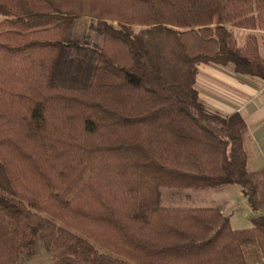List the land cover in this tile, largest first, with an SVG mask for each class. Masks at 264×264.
<instances>
[{
  "label": "trees",
  "instance_id": "obj_1",
  "mask_svg": "<svg viewBox=\"0 0 264 264\" xmlns=\"http://www.w3.org/2000/svg\"><path fill=\"white\" fill-rule=\"evenodd\" d=\"M228 26L264 31V0H0V264L37 239L51 264H264V214L159 201L229 184L264 205L244 121L193 86L198 64L264 81Z\"/></svg>",
  "mask_w": 264,
  "mask_h": 264
},
{
  "label": "crops",
  "instance_id": "obj_2",
  "mask_svg": "<svg viewBox=\"0 0 264 264\" xmlns=\"http://www.w3.org/2000/svg\"><path fill=\"white\" fill-rule=\"evenodd\" d=\"M239 30L242 31L243 38L249 32L256 35L261 55L264 52V31L244 28ZM197 68L193 86L198 100L211 110L224 115L237 111L246 127L243 139L246 168L254 170L264 166V81L246 76L239 79L236 77L238 74L213 64H199ZM242 198L245 204L246 200ZM261 214H264V206L257 211L249 209V226V218Z\"/></svg>",
  "mask_w": 264,
  "mask_h": 264
},
{
  "label": "rangeland",
  "instance_id": "obj_3",
  "mask_svg": "<svg viewBox=\"0 0 264 264\" xmlns=\"http://www.w3.org/2000/svg\"><path fill=\"white\" fill-rule=\"evenodd\" d=\"M79 22H83V20H79ZM77 26L81 27V24H77ZM228 28L237 44L240 45L243 41L242 31L239 28L229 26ZM261 56L264 57V52ZM196 69L198 68L196 67ZM236 77L242 79V76L236 75ZM242 197L238 186L225 184L198 190L161 188L159 201L160 205L164 207H216L229 218L232 229H240L249 226L247 222L249 209L247 204H244ZM15 264H51V261L43 243L37 239L35 245L22 250L21 259Z\"/></svg>",
  "mask_w": 264,
  "mask_h": 264
}]
</instances>
